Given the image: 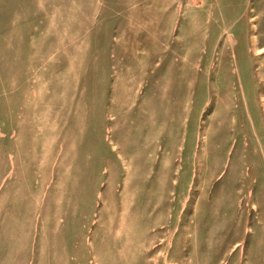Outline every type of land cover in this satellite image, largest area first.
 <instances>
[{"label":"rangeland","instance_id":"374dc122","mask_svg":"<svg viewBox=\"0 0 264 264\" xmlns=\"http://www.w3.org/2000/svg\"><path fill=\"white\" fill-rule=\"evenodd\" d=\"M4 159L70 264H264V0H0Z\"/></svg>","mask_w":264,"mask_h":264},{"label":"crops","instance_id":"0c3cea01","mask_svg":"<svg viewBox=\"0 0 264 264\" xmlns=\"http://www.w3.org/2000/svg\"><path fill=\"white\" fill-rule=\"evenodd\" d=\"M3 162L0 163V264H38L40 249L46 250L44 255L48 263L70 264L71 230L64 209L68 205L66 184L60 185L59 189L55 190L53 188L55 183L50 182L41 197L39 191L29 186L24 177L25 170H7V159ZM13 199L20 201L15 204L20 206L17 211L19 216L15 217H13V207L9 209ZM25 206L33 209L27 226H25L23 210ZM40 207L63 208L57 213L60 219L59 227L56 229L59 230L50 232V219L47 214L41 215ZM40 224L42 231L47 230V235L44 237L48 238L42 245L39 243Z\"/></svg>","mask_w":264,"mask_h":264}]
</instances>
